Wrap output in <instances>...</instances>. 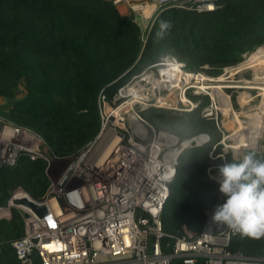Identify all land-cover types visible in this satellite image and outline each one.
Masks as SVG:
<instances>
[{
  "label": "trees",
  "instance_id": "16d2710c",
  "mask_svg": "<svg viewBox=\"0 0 264 264\" xmlns=\"http://www.w3.org/2000/svg\"><path fill=\"white\" fill-rule=\"evenodd\" d=\"M263 23L264 12L256 17L237 10L233 4L204 12L170 7L156 17L142 46L140 27L130 16L119 13L110 0H0V71L12 69L30 82L24 97L14 103L11 116L27 117L53 148H57L55 142L70 139L84 144L89 140L85 134L88 110L95 108L99 90L109 87L140 54L138 61L148 51L174 48L180 51L176 53L178 57L201 51L212 58L209 63L238 62L241 52L250 48L249 39ZM134 45L129 58L123 59L125 51ZM118 60L123 65L117 68ZM35 78L43 80L34 84ZM47 78L51 81H44ZM0 93L5 95L6 91ZM208 145L182 154L178 183L179 179L186 183L194 180L191 168L181 166L183 156L209 148ZM21 174L28 182L36 180L33 197L46 189L48 181L41 160L29 161L24 156L13 168H0V191L7 181ZM195 176L200 188L217 185V180L210 179L203 169ZM175 194L166 207L164 228L172 230L180 223L197 228L203 211L209 209L206 203L198 196L179 204L174 200ZM22 233L21 214L8 222L0 221V264H15L10 260L9 246ZM240 240L241 233L233 246L241 249ZM13 257L16 259L14 252Z\"/></svg>",
  "mask_w": 264,
  "mask_h": 264
},
{
  "label": "built area",
  "instance_id": "2783aa9c",
  "mask_svg": "<svg viewBox=\"0 0 264 264\" xmlns=\"http://www.w3.org/2000/svg\"><path fill=\"white\" fill-rule=\"evenodd\" d=\"M110 1L115 7L124 5L133 18L145 21L146 25L170 7L197 12L216 8L215 0ZM148 8L152 10L145 17L144 10L148 11ZM178 73L181 71L177 72L176 83L179 84L174 88L175 92L176 89L194 88L196 74ZM155 76L153 71L137 75L133 83L137 85V94L133 97L137 104L165 106L159 98L169 92L162 87L164 81L159 85L153 83ZM223 110L211 99L203 107L202 115L217 121L218 111L223 115ZM0 137H6L9 143L7 149L0 148V164H15L21 156L30 161L42 159L41 147H47L39 132L20 130L2 116ZM133 137L140 144L138 147L122 144L135 154L124 156L117 149V153L99 167L97 160L94 167L79 161L58 192L52 190V196L43 201L27 198L44 206L46 214L40 215L19 205L23 233L10 245L21 264H33L34 250L40 264H264V256L250 257L234 247L241 232L215 221L214 213L209 209L203 211L197 228L186 223H180L172 230L164 228L166 207L177 183L180 158L185 151L209 143L208 134L180 138L159 131L151 143H145L139 129L134 131ZM11 202L0 207V219H10ZM150 236L153 238L151 253L147 250ZM261 237L264 243V236ZM49 244L53 248L45 247Z\"/></svg>",
  "mask_w": 264,
  "mask_h": 264
},
{
  "label": "rangeland",
  "instance_id": "374dc122",
  "mask_svg": "<svg viewBox=\"0 0 264 264\" xmlns=\"http://www.w3.org/2000/svg\"><path fill=\"white\" fill-rule=\"evenodd\" d=\"M215 3L216 8L223 4H233L237 10L245 11L256 17L261 16L264 12V3L258 0H215ZM132 20L141 29L139 40L143 46L146 43L149 32L153 26L152 22L154 21L150 20L146 25V22L141 21L139 18H132ZM169 34L174 35L172 32ZM249 43L250 48L241 52L240 61L226 65L217 64L215 62L209 63L208 60H211L212 58L207 57L206 54L201 51H189L186 52V55L183 54L182 57L176 55V53L180 51L174 48H170L166 51L161 49L155 53L148 51L146 56L138 61L141 57L140 54L130 67L126 68L117 78L111 81L109 87L101 88L99 90L95 102V108L88 110L89 125L85 131L86 137L89 138L87 142L82 144L78 140L74 141L70 139L63 143L55 142L54 144H56L57 148H53V145L46 141V139L39 133L45 140L47 147H41L42 159L40 158L37 160H41V165L48 181V185L39 196L33 197L35 194L34 189L37 185L36 180L28 182V178L22 174L14 179L11 178L5 183V187L0 191V207L7 206L8 202L12 200L10 219H0V221L8 222L13 219L14 215L20 216L22 208L18 204H13L14 199L12 197L20 199L29 197L34 201H43L47 196H52V193L50 194L52 190L58 192L59 188L62 189L67 182L68 177L71 175L72 171H74L75 165H77L79 161L85 162L88 166L92 165V167H94L96 160L97 162H102L99 159L112 141L113 136L122 137L123 143H125L127 139H129L130 134L133 135L135 126L128 118L129 111L125 113L123 109L126 108L125 110H130L129 107H131L132 104H134V108L133 110H130V112L132 111L148 122V124L141 122L145 128L141 129L145 143H151L155 138V133L159 131L173 133L180 138L190 137L198 133H205L210 136V142L207 143L209 144V148L204 147L201 150H192L187 155L183 156L181 166L183 169L191 168L194 180H190L186 183L183 179H179L180 181L179 183H176L170 200L172 201L174 193H177L175 194L174 200L179 204H182L184 201L193 200L194 197L199 196V198L201 197L202 202H205L207 207L215 212L217 205L223 204L226 200V197L219 191V184L216 182V186L200 188L195 182V175L198 174L199 170L203 169L205 170V174L212 179L210 175L218 173L219 165L226 162H232L233 157H236L238 160L242 159L244 155L249 153H255L256 159L264 160V97L261 98L260 96H257V90L250 91L257 96L256 99L252 101V104H257L253 113L259 122L260 128L256 134V145L254 147H245L242 144L243 141L238 137L237 132L228 123L230 119L225 120L226 118L224 117V114L227 115L225 110L222 112L223 115L218 111L217 121L202 115L203 107L211 101V95L209 94L210 91L195 90L194 88L184 89V91H182V88L176 89L175 95H178V99L184 94L191 102L196 104L191 112L165 107H153L148 104H137L136 102H132V97L119 98L117 92L119 88H122L127 84L133 86V83L137 80V75L140 73L147 74L150 71H153L154 74H156L155 77H159L156 73L159 67H155L154 65L165 61L166 58L174 59L181 63V69L184 72L191 74L199 73L211 78H217L222 74H226L227 71L230 72V70L236 67L235 65H239L242 61L252 57L255 52L264 48V23L258 27L257 32L249 39ZM134 47L135 45L131 47V49L128 48V50L125 51L126 54L123 59L129 58ZM0 54H3V50H0ZM121 60L117 61V68L123 65ZM151 66L154 67L152 68ZM251 72V69L243 70L240 75L246 78H251ZM226 75L229 76V74ZM178 76L182 80V77L180 75ZM233 76L238 79L239 75H231V77ZM42 80L43 79L41 78H35L33 79V83L40 84ZM44 81L49 82L51 80L47 78ZM29 85L30 82L26 76H19L12 69L0 71V90L6 91L5 95L0 93V116L11 121L14 125L19 127L20 130L31 129L38 132V129L31 126L27 117L23 115L11 116L14 103L24 97ZM148 86L151 85L148 84ZM245 95L246 90L243 89H224L218 95V102H216L218 104H221L222 102V107L233 111L230 116L228 114V117L237 115L238 118L243 121L244 125H247V114L244 113L242 106ZM127 98L130 99L127 100ZM167 102H173V100L168 97ZM182 105L183 104L180 103V107H183ZM119 117L121 119L120 125L125 124V128L118 126ZM222 124H224V126L226 125V127H223ZM220 141L221 143H219ZM19 158H17L15 164H0V168H13L17 164ZM97 164V166H99V163ZM73 180L76 181V179H72V181ZM238 247L243 249L246 255L250 257L257 258L264 256V243L261 236L259 238H254L241 233V240L238 242ZM9 248L11 250L9 256L10 260L14 261L15 264H19L13 257L14 251L12 247L9 246Z\"/></svg>",
  "mask_w": 264,
  "mask_h": 264
},
{
  "label": "bare ground",
  "instance_id": "6f19581e",
  "mask_svg": "<svg viewBox=\"0 0 264 264\" xmlns=\"http://www.w3.org/2000/svg\"><path fill=\"white\" fill-rule=\"evenodd\" d=\"M154 66L159 67L157 70V73L160 75L161 78L153 77L152 79L153 83L156 85H159L160 81H164L165 83H163L162 87L169 92L167 96L170 97L171 100H173V102H167V98H168L167 96L160 97L159 99H161L163 104H165L164 107L178 109V110L180 109L182 111L191 112L196 106L195 103L191 102L184 94L181 95L180 99H178V95H175V91H174V88L179 84V83L178 84L176 83V81L178 80L177 72L178 71H181V73L184 72L180 68L182 64L177 62L174 59L172 60L170 58H166L165 61L156 63ZM164 66H169V67H164ZM248 69L252 70L251 78H246L240 75V73L243 70H248ZM226 74H229V76ZM226 74H222L221 76L217 78H211L204 74L197 73L195 77L196 81H194V89L204 90V91L207 90L208 92L210 91L209 94L211 95V99L217 102H218L217 100L218 95L224 89L228 90V89L233 88L237 90H240V89L246 90V95H245L246 99L244 98L242 106H243L244 113L247 114L246 115V119L248 120L247 125H244L243 121L240 118H238L237 115L228 117V114L230 116V114L233 111L227 110L225 107H222L221 106L222 102L221 104L219 103L218 105H219V108H223L226 111L227 115L224 114V117L226 118L225 120L230 119L228 123L237 132L238 137L241 139V141H243L242 142L243 146L254 147L257 143L256 134L260 128V125L253 113V110H255V107L257 104H252L253 103L252 101L256 99L257 96H260L261 98L264 97V48L255 52L252 55V57L245 60L243 63L239 64L238 66L234 67L232 70H230V72L227 71ZM233 74L239 75L238 79L237 77H234V76L231 77V75ZM129 85L130 84H127L120 89L119 97L120 98H124V97L131 98L132 97V100H133L132 102L135 103L136 100L133 97L137 94V89H136L137 85H133V86H129ZM251 90H257L258 92L257 96L252 94V92H250ZM130 98H127V100ZM180 103L183 104L182 105L183 107H180ZM133 105L134 104H132L131 107L128 106L130 110H133L134 108ZM125 109L126 108L123 109L125 113L129 111L128 118L131 121V123L134 124L135 131L139 129H145L144 126L141 124V122H143L144 124H148V122H146L142 117H140L139 115H136L132 111L130 112V110H125ZM118 119H119L118 126L125 128V124L120 125V121H121L120 117ZM122 142H123L122 137L113 136L112 141L110 142L107 149L105 150V152L103 153V155L100 157L99 160H101L102 162L106 161L109 157H111L113 153H117V149L118 151L121 150L119 151V153H121L124 156H127L132 153L135 154L133 150H130L127 147H124ZM125 143L130 144L132 146H137V147L140 145L139 143L136 142V139L133 137L132 134H130L128 142H125ZM219 143H221V141ZM8 145H9L8 139H6V137H0V148L7 149ZM134 156L137 157L138 155H134ZM102 162L99 161L97 163H99V166H100ZM210 176L215 179L214 176L212 175Z\"/></svg>",
  "mask_w": 264,
  "mask_h": 264
},
{
  "label": "clouds",
  "instance_id": "9594fccd",
  "mask_svg": "<svg viewBox=\"0 0 264 264\" xmlns=\"http://www.w3.org/2000/svg\"><path fill=\"white\" fill-rule=\"evenodd\" d=\"M219 191L226 197L213 219L244 235L264 236V160L249 153L218 166Z\"/></svg>",
  "mask_w": 264,
  "mask_h": 264
},
{
  "label": "water",
  "instance_id": "95a60500",
  "mask_svg": "<svg viewBox=\"0 0 264 264\" xmlns=\"http://www.w3.org/2000/svg\"><path fill=\"white\" fill-rule=\"evenodd\" d=\"M13 204L24 205L26 207H29L40 215L46 214V210H45L44 206L37 205L27 198H22V199L15 198L13 200ZM152 241H153V238L150 236L148 238V248H147L149 253L152 252ZM32 263L33 264H40V259H39L38 253L35 250L32 251Z\"/></svg>",
  "mask_w": 264,
  "mask_h": 264
},
{
  "label": "crops",
  "instance_id": "0c3cea01",
  "mask_svg": "<svg viewBox=\"0 0 264 264\" xmlns=\"http://www.w3.org/2000/svg\"><path fill=\"white\" fill-rule=\"evenodd\" d=\"M117 9H118V11H119V13H121V14H123V15H127V16H130L131 18H133L132 17V15L130 14V11L124 6V5H120V6H118V7H116ZM152 9L151 8H148V11H146V10H144L145 12V17L147 16V14L151 11ZM130 14V15H129ZM159 15V14H158ZM157 15V16H158ZM156 16V17H157ZM156 19V18H155Z\"/></svg>",
  "mask_w": 264,
  "mask_h": 264
},
{
  "label": "snow or ice",
  "instance_id": "6c2138e0",
  "mask_svg": "<svg viewBox=\"0 0 264 264\" xmlns=\"http://www.w3.org/2000/svg\"><path fill=\"white\" fill-rule=\"evenodd\" d=\"M209 7H211V6H209ZM48 219L51 222V217H49ZM52 227H55V224H52ZM45 247L51 249V248H53V245L49 244V245H45Z\"/></svg>",
  "mask_w": 264,
  "mask_h": 264
}]
</instances>
